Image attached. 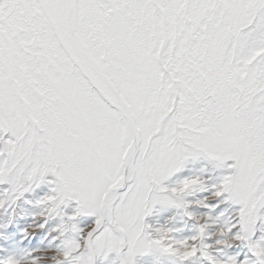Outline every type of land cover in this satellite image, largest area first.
<instances>
[{
  "label": "snow or ice",
  "instance_id": "snow-or-ice-1",
  "mask_svg": "<svg viewBox=\"0 0 264 264\" xmlns=\"http://www.w3.org/2000/svg\"><path fill=\"white\" fill-rule=\"evenodd\" d=\"M0 264H264V0H0Z\"/></svg>",
  "mask_w": 264,
  "mask_h": 264
}]
</instances>
